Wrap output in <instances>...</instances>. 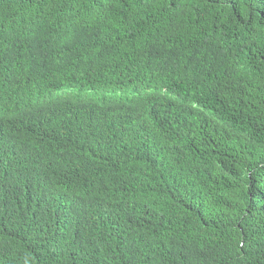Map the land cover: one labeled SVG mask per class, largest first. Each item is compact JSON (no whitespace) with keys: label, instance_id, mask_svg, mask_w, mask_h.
I'll list each match as a JSON object with an SVG mask.
<instances>
[{"label":"trees","instance_id":"trees-1","mask_svg":"<svg viewBox=\"0 0 264 264\" xmlns=\"http://www.w3.org/2000/svg\"><path fill=\"white\" fill-rule=\"evenodd\" d=\"M1 93L0 264H264V0H0Z\"/></svg>","mask_w":264,"mask_h":264},{"label":"clouds","instance_id":"clouds-1","mask_svg":"<svg viewBox=\"0 0 264 264\" xmlns=\"http://www.w3.org/2000/svg\"><path fill=\"white\" fill-rule=\"evenodd\" d=\"M121 90H117L116 94H122L120 93ZM106 93V92H105ZM108 93H114L112 92V90ZM16 95V94H15ZM11 104L10 102V97H6L3 93L0 94V123H4V122H13V114L11 111L8 110V106ZM52 117H54L53 114H51ZM53 119V118H52ZM43 122L48 125V123H46L44 120ZM15 124H18V122H16Z\"/></svg>","mask_w":264,"mask_h":264},{"label":"rangeland","instance_id":"rangeland-1","mask_svg":"<svg viewBox=\"0 0 264 264\" xmlns=\"http://www.w3.org/2000/svg\"><path fill=\"white\" fill-rule=\"evenodd\" d=\"M121 93V92H120Z\"/></svg>","mask_w":264,"mask_h":264}]
</instances>
